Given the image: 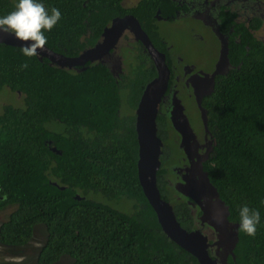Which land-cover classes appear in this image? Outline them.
Returning a JSON list of instances; mask_svg holds the SVG:
<instances>
[{
	"label": "trees",
	"instance_id": "16d2710c",
	"mask_svg": "<svg viewBox=\"0 0 264 264\" xmlns=\"http://www.w3.org/2000/svg\"><path fill=\"white\" fill-rule=\"evenodd\" d=\"M119 1L89 0L88 12L84 0H44L62 14L45 32L46 45L77 55L124 11ZM154 3L142 0L138 8L151 10ZM14 5L0 3V13ZM83 32L88 37L79 41ZM252 38L243 33L230 51L238 67L217 80L205 104L214 140L208 177L234 221L244 203L264 221V44ZM145 68L122 88L103 64L61 68L0 42V90L12 94L0 103V210L12 209L0 222L6 252L23 254L40 225L46 236L36 264H198L162 232L138 180L132 112L151 74ZM122 89L129 114L122 112ZM110 199H126L131 210ZM236 253L242 264H264V222L255 236L238 230Z\"/></svg>",
	"mask_w": 264,
	"mask_h": 264
},
{
	"label": "flooded vegetation",
	"instance_id": "af4514ba",
	"mask_svg": "<svg viewBox=\"0 0 264 264\" xmlns=\"http://www.w3.org/2000/svg\"><path fill=\"white\" fill-rule=\"evenodd\" d=\"M140 1L142 0H120L124 11L112 17L102 27L94 44L84 49L92 48L99 42L103 44V49L94 63L106 66L116 84L121 87L128 76L136 75L141 64L149 68L145 69L151 74L144 83L132 112L134 126L135 111L144 88L157 78L159 73L155 57L162 55L168 68V81L158 103L156 115V133L162 143L160 166L157 170L160 196L171 204L184 229L199 230L206 237V251L215 264H242L236 253L238 240L234 245L218 243L224 240L220 237V232L202 219L203 203L211 199V191L207 187L196 189V184L204 175L207 174L208 177L207 167L212 163L214 140L207 121L206 124L203 122L208 113L205 104L213 93L217 80L228 76L234 67H238L233 64L231 53L235 52L238 44L243 41V33L251 34L254 41L264 44V0H156L153 4L155 7L151 10L143 6L138 8ZM13 2L15 0H0L6 7H10ZM83 5H89L88 12L93 10L89 0H84ZM10 10L12 9L8 11ZM162 23H169L174 32L177 30L187 38L191 37V42L195 45L207 43L205 33L211 34L217 44L216 59L212 62H207L206 58L186 59L163 34ZM87 37V33L83 32L79 41ZM144 40L149 42V45ZM244 41L249 42L248 39ZM244 47L248 49L249 45L245 44ZM85 66L86 63L71 69L82 70ZM122 91L126 92L125 89ZM133 92L134 89L129 91V95ZM124 99L126 101V96ZM192 110L199 118L196 124H193L191 119ZM202 110L205 116L202 115ZM180 115L187 120L192 135L190 133L183 137L177 129ZM208 180L211 183L209 177ZM125 201L126 199H110L113 205ZM228 220L238 222L229 219V216Z\"/></svg>",
	"mask_w": 264,
	"mask_h": 264
},
{
	"label": "water",
	"instance_id": "95a60500",
	"mask_svg": "<svg viewBox=\"0 0 264 264\" xmlns=\"http://www.w3.org/2000/svg\"><path fill=\"white\" fill-rule=\"evenodd\" d=\"M0 42L21 47L27 43V41H20L6 32H0ZM146 44L149 45V42H146ZM101 49H103V44H97L92 48L84 49L76 56H66L45 45L44 48L37 50V54L39 59L46 57L50 64L72 68L78 65L83 66L87 61L96 60ZM154 56H156L155 52ZM155 58L157 60V69L159 70L158 76L144 88L135 111V130L138 141V180L165 236L193 254L200 264H215L206 251L208 246L206 237L199 230L187 231L180 225L171 204L161 198L157 187V170L160 166L159 155L162 143L156 133V115L161 95L167 86L168 68L164 64L162 55L159 54ZM202 115L205 116L204 110H202ZM180 116L181 118L176 124L177 129L183 134V137L190 135V133L192 135V130L187 120L182 115ZM203 122L206 124V117H204ZM206 175L196 184V189L207 187L211 191H209L211 199L203 203L204 216L202 219L208 221L220 232V237L224 240L218 243L225 242L234 245L238 240V222H230L228 220V206L219 197L216 187L209 182Z\"/></svg>",
	"mask_w": 264,
	"mask_h": 264
},
{
	"label": "clouds",
	"instance_id": "9594fccd",
	"mask_svg": "<svg viewBox=\"0 0 264 264\" xmlns=\"http://www.w3.org/2000/svg\"><path fill=\"white\" fill-rule=\"evenodd\" d=\"M61 15H62L61 11L57 7L53 6L50 8H46L44 4V0H15V5L12 10L8 11L7 13L0 14V32L9 33L12 36L18 38L20 41H27V43L22 45L21 52L24 56L31 57L34 55H38L37 54L38 49L44 48V46L47 43V36L45 35V32L50 31L57 24V22L61 19ZM97 44L101 45L100 42ZM97 44H95L94 46H96ZM96 60L89 62L94 63ZM51 65H55V64H51ZM78 66H82V65H78ZM19 67L21 69H24L28 67V65L25 62V63H21ZM61 68H67V67H61ZM79 197H80L79 195H76V198ZM125 202H128L131 208V203L127 200ZM120 203L116 205L113 204L112 205L119 209L118 206ZM237 216H238V229L244 232L248 236H255L257 231V226L260 225L262 222H264L261 220V213L259 209L250 207L247 203L241 204L238 207ZM38 231H43L44 237L41 238L42 239L41 242L38 241L36 242L35 246L33 247L34 248L33 254L31 256H24V253L12 254V255H20L19 257H22L21 258L22 260H20L21 264H36L35 262L37 256L36 248L43 243L46 236V229L44 228V226L37 225L34 228L33 234H35ZM33 240H34V236L32 241ZM0 247L3 248V246L1 245ZM64 260L60 259L59 262L55 264H60ZM65 261H66L65 264L70 263L69 260H65Z\"/></svg>",
	"mask_w": 264,
	"mask_h": 264
},
{
	"label": "rangeland",
	"instance_id": "374dc122",
	"mask_svg": "<svg viewBox=\"0 0 264 264\" xmlns=\"http://www.w3.org/2000/svg\"><path fill=\"white\" fill-rule=\"evenodd\" d=\"M168 24L162 23L163 34L174 45V48L179 50L180 53H182L186 59L200 60L201 58H206L207 62H212L216 59L215 53L217 51V48H215V46H217V44L215 43V40H214L215 37L214 36H212L209 33H205L207 43H205L203 45H195L193 42H191V37L187 38V36H185L184 34H181L177 30H176V32H174L172 30V25H168ZM194 25H196V24H194ZM213 56H214V59H213ZM131 59L133 60L132 57H131ZM9 93L10 92H8L6 90H0V103H2L4 100H6L7 95L9 98L12 97V94H9ZM122 94L124 96V92H122ZM125 96H126V101H125L126 105L124 102L123 106H122V111L125 114H129L131 105L128 104L127 95H125ZM125 96H124V98H125ZM0 111H1V109H0ZM190 114H191V119H192L193 124L194 123L196 124L198 122L197 120L199 119L196 112L194 113L192 110ZM118 207L120 210H127V211L131 210L130 204L128 202H122L119 204ZM11 210H12L11 207H7L3 210L2 209L0 210V222L8 216V214ZM42 237H44L43 231H38L34 234V240L31 241V243L29 245L24 247L25 248L24 256H31L33 254V251H34L33 247L35 246L37 241L38 242L42 241V239H41ZM19 256L20 255L9 254L8 252L5 251V249L0 247V264H21L20 260H22L21 259L22 257H19ZM65 263H66V261L64 260L60 264H65Z\"/></svg>",
	"mask_w": 264,
	"mask_h": 264
}]
</instances>
